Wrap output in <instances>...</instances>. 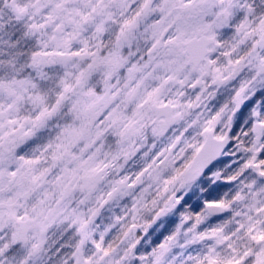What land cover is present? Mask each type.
Wrapping results in <instances>:
<instances>
[{
  "label": "snow or ice",
  "instance_id": "obj_1",
  "mask_svg": "<svg viewBox=\"0 0 264 264\" xmlns=\"http://www.w3.org/2000/svg\"><path fill=\"white\" fill-rule=\"evenodd\" d=\"M0 264H264V0H0Z\"/></svg>",
  "mask_w": 264,
  "mask_h": 264
}]
</instances>
